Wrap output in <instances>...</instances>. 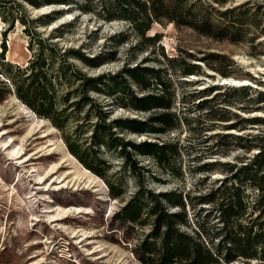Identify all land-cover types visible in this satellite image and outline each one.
Returning <instances> with one entry per match:
<instances>
[{
	"label": "rangeland",
	"instance_id": "1",
	"mask_svg": "<svg viewBox=\"0 0 264 264\" xmlns=\"http://www.w3.org/2000/svg\"><path fill=\"white\" fill-rule=\"evenodd\" d=\"M197 1L205 8L209 7V15L216 24L227 22L219 12L237 8L229 19L236 26V31H231L229 38L234 41L207 37L192 28L178 27L173 23H156L148 35L157 34L160 40L156 45H151L141 41L126 21H98L76 8L71 11L66 4H47L46 0H35L38 6L29 0H0V54L3 42L7 47L5 58L0 56V88L3 89L0 94V130L6 128L11 131L4 136L5 140L9 141L12 137L17 139L9 151L16 145L20 146V140L31 123L42 125L39 135L49 134L36 138L31 146L26 142L20 161L29 159V154L34 153L37 147L52 144L49 148H56L51 158L40 157L41 153H38L32 157V163L21 164L16 163L19 160L10 163L5 154L8 150L3 151L0 147V264H143L136 256L135 249L149 230L148 226L127 227L114 219L115 213L138 189L134 174L126 168L118 152L102 148L97 154L90 152L87 158L96 160L101 156L109 161L110 168L106 169V165L99 168L105 170L108 180L118 183L119 190L123 192L122 198L111 195L106 180L71 153L65 141V131L20 99L4 76L3 64L24 68L35 58L37 38L47 40L56 47L55 66L60 64L59 55L65 50H80L89 57L109 52L104 57V64L99 67L88 66L73 55L68 58L69 62L89 76L114 74L126 63L135 66L136 62L142 61L144 66L164 70L162 77L171 86V112L178 117V126L162 134L120 133L126 140L137 143L146 140L160 144L168 140L178 142L179 155L170 167L159 166L149 156H135L143 168L142 182L157 192L175 188L196 194L198 191L205 192L230 173L226 163L240 166L246 158L258 153V148L250 150L249 147L264 144L260 139L264 136V96H261L264 92V0H187V3L190 5ZM42 7H46L45 13H34L35 9ZM57 11L60 14L56 16L53 13ZM79 14L74 25L56 31L62 24L71 23ZM26 29L34 34L29 35ZM123 31H128L130 36L127 43L118 45L117 40H111L112 36ZM112 51H115L114 55L110 53ZM189 66L195 72L193 75H183ZM222 77L247 79L252 84L236 87L223 85L219 81ZM131 84L136 93L145 94L133 82ZM67 90L65 87L60 93ZM94 96L106 103V108L112 112L111 118L146 120L161 111H137L130 106L117 104L114 97ZM87 109L81 110L82 118ZM253 118H260L261 121L252 122ZM225 134L232 137H220ZM90 135L89 129L83 133L82 139ZM238 135L243 139L235 138ZM58 160H64V163L52 180L64 174L68 176L67 180L82 174L81 184L72 183L59 190L54 189L55 186L44 191L37 189L33 177H29V169L43 171ZM207 164L210 165L208 171L198 170ZM205 176H209L208 180H205ZM50 179H46L47 185L51 183ZM30 190L37 198L43 194L53 200L51 203L45 202L44 206L88 207L91 213L73 214L59 221L65 230L47 222L37 225L29 223L33 214H41L32 210L33 203L38 206L39 201L30 199V202L27 199V205H24L19 199V196L29 195ZM42 219L46 220V217ZM70 227L81 231L73 236ZM234 264L264 263L240 260Z\"/></svg>",
	"mask_w": 264,
	"mask_h": 264
},
{
	"label": "trees",
	"instance_id": "2",
	"mask_svg": "<svg viewBox=\"0 0 264 264\" xmlns=\"http://www.w3.org/2000/svg\"><path fill=\"white\" fill-rule=\"evenodd\" d=\"M29 1L38 6L35 0ZM46 3L66 4L71 11L76 8L98 21H126L141 41L151 45L160 40L157 34L148 35L156 23L189 27L218 40L229 39L231 31H236L235 23L229 19L237 8L219 12L227 22L216 24L209 15V7L205 8L200 1L190 5L187 0H46ZM53 14L57 16L60 12ZM79 17L80 14L56 31L74 25ZM26 31L29 35L34 34L32 30ZM127 32L115 34L111 40H117L118 45L127 43L130 37ZM35 42V58L24 68L5 63L3 74L20 99L65 131V141L71 153L106 180L115 198H122L123 192L118 183L108 180L105 170L99 168L103 167L101 165L110 168L109 161L101 156L96 160L87 157L90 152L97 154L103 148L117 151L123 158L126 168L135 176L138 189L115 213L114 219L127 227H149L135 249L143 264H234L240 260L264 263V144L250 146V150L258 148V153L246 158L242 165L226 163L230 173L205 192L196 194L178 188L157 192L142 182L143 168L135 156H149L159 166L170 167L179 155L178 142L168 140L160 144L146 140L137 143L126 140L120 133L162 134L178 126L179 119L171 112V86L162 77L164 70L144 66L142 61L136 62L135 66L126 63L114 74L89 76L68 58L73 55L88 66L99 67L109 52L89 57L80 50H65L59 55L60 64L55 66L54 44L40 38ZM6 50L3 42L0 54L3 59ZM110 53L114 55L115 51ZM194 72L189 66L183 75H193ZM129 80L145 94L136 93ZM65 87L68 90L60 93ZM1 93L3 89L0 88ZM94 94L114 97L117 104L137 111H161L146 120L111 118L112 112L106 108V103ZM85 107L88 109L82 118L81 110ZM73 123L76 124L71 127ZM89 129L90 137L82 139L83 133ZM235 138L243 139L239 135ZM260 139L264 142V136ZM209 166L198 170L208 171ZM204 178L208 180L209 176Z\"/></svg>",
	"mask_w": 264,
	"mask_h": 264
},
{
	"label": "bare ground",
	"instance_id": "3",
	"mask_svg": "<svg viewBox=\"0 0 264 264\" xmlns=\"http://www.w3.org/2000/svg\"><path fill=\"white\" fill-rule=\"evenodd\" d=\"M48 10H49V8L47 9V11ZM45 11H46V7H44V8L42 7V8H39V9H35L34 13L36 12V13H40L41 14V13H45ZM194 79H197V76H194ZM219 81H220V83L222 82L221 84H223V85H232V86H242V85H250V84H252V82L247 80V79H236V78H232V77H222V78L219 79ZM0 126H2V125H0ZM41 128H42V125L40 123H31L29 125V129L27 130L26 134L20 140L21 141L20 142V146L17 147V145H16V148H13L11 151H9V150H10V148H12V146H14V144L17 141V139H15L14 137L11 136L12 138L9 141L5 140L4 136L9 134L11 131L6 129V128L0 130V131H2V133L0 135V147L4 149L3 151H7L8 150L7 152H5V154L7 155L6 156L7 159L10 160V163H14L15 161L19 160L16 163L20 162L22 164L23 162H29V164H30L33 161L32 157L34 155L38 154V153H41L39 155L40 157L46 156L47 158H51L55 154L54 149H56V148H49V146L52 145V144H49V145L44 146V147H42V146L41 147H37L36 150L34 151V153L29 154V159L27 158L28 160L26 159L24 161H20L23 158L22 154H24L23 152H24V149H25V146H26V142H28L29 146H31V144H33V141L36 140V138H43V137L49 135V134L39 135ZM25 155H26V153H25ZM63 163H64V160H58L56 162H53L50 165V167L45 168L43 171H40V169H29V177L30 176L33 177L32 180H34L37 189H40V190H43V189L44 190H49L50 186H55L54 189L59 190V189L65 188V187H69L72 183H73V185L78 184V186H79L81 184V183L79 184V182L83 180V177H81V176H83L82 174H78L77 177H73V178H71L69 180H67L68 176H66V174H64V175L55 177V179L52 180L53 175L58 172L59 168L61 169V167L63 166L62 165ZM87 177H88V175H87ZM49 178H51L50 182L52 184L48 183V185H47L46 179H49ZM1 181H3V180L1 179ZM95 185L97 186V184H95ZM28 194L29 195H26V197L19 196V199H20L21 203H23L24 205H27V201H26L27 199H29V200L32 199L33 201H39V205L38 206H35V204H34L35 202L34 203L32 202L33 205L32 204L31 205L33 207L32 210H35V212L38 211V212L41 213L40 215L33 214V217L31 218L29 223H35L37 225L38 223L47 222V223L54 224V225L58 226L57 228H62V227H64V225L62 223H60L59 221L68 219L73 214H80V213L89 214V213H91V210L88 207H80V206H70V207L64 206L63 207L61 205H48V204H47V206H44L45 202H47V203L53 202V200L49 196L43 195V194H39L40 196H38V198H37V196L35 194H33L32 190H30ZM30 202H31V200H30ZM30 207L31 206H29V210H31ZM29 217H30V215H29ZM42 217H46V220H43ZM63 230H65V227H64ZM71 230H72V228H71ZM80 231H81L80 229H73L71 231V233L73 234V236H77ZM66 234H68V233L66 232ZM83 240H81L80 243ZM34 243H36V242H34ZM33 264H39V263H33Z\"/></svg>",
	"mask_w": 264,
	"mask_h": 264
}]
</instances>
